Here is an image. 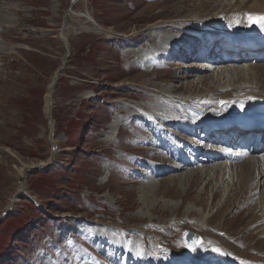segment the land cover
Returning a JSON list of instances; mask_svg holds the SVG:
<instances>
[{"label": "rangeland", "instance_id": "obj_1", "mask_svg": "<svg viewBox=\"0 0 264 264\" xmlns=\"http://www.w3.org/2000/svg\"><path fill=\"white\" fill-rule=\"evenodd\" d=\"M220 1L225 0H79L74 4L73 0H0V14L15 18L12 26L1 24L3 39L19 47L11 54L0 53V210L8 206L19 188L22 165L51 157L56 164L27 174L23 193L30 197L19 196L15 208L0 220V264L117 261L113 257L121 252L113 247L123 251L146 232H162L164 224L175 220V204L180 206L179 216L183 218L191 208L196 210L192 220L210 210V226L225 219L221 236L231 242L244 239L243 250L247 239L255 248L264 246V236L246 233L242 237V231L256 222L261 204L260 199L249 197L237 201L240 188L230 189L231 180L238 177L229 178L231 185L225 183L217 194L202 172L195 173L186 184L170 180L169 174L154 179L150 167L165 161L166 152L156 141L162 131L156 129L154 133L148 119L125 117L136 112L126 104L128 100L153 108L150 110L171 111L167 104L179 109L170 96H158L154 86L181 94L211 92L206 89L217 82L208 80L205 87L198 81L194 86L193 80L178 79L189 67L205 65L198 59L181 56L176 62L174 57L160 55L156 61L143 63L136 58L140 49L146 47L155 53L154 47L161 44L159 36L150 34L148 45L144 34V28L153 21L214 13ZM65 22L71 25V50L54 92L52 136L46 99L66 54V44L60 38ZM96 24L118 34L96 32ZM121 33L130 35L129 39ZM135 33L138 36H131ZM186 56L191 57V53L187 51ZM117 120L124 124L112 134L110 125ZM173 131L188 137V132L177 126ZM51 136L57 144L54 156ZM257 138L262 142L258 154L263 155L264 135L257 133ZM173 139V133H169L168 140ZM161 182L169 186L161 188ZM157 187L159 193H154ZM229 192L232 198L226 203ZM260 192L259 187L257 196ZM188 224L176 226L180 242L175 245L179 249L186 248L182 231L195 232ZM98 231L108 236L104 244L98 240ZM231 254L229 257H234Z\"/></svg>", "mask_w": 264, "mask_h": 264}, {"label": "bare ground", "instance_id": "obj_2", "mask_svg": "<svg viewBox=\"0 0 264 264\" xmlns=\"http://www.w3.org/2000/svg\"><path fill=\"white\" fill-rule=\"evenodd\" d=\"M78 1L73 0V4ZM213 11L214 13L208 14L193 13L185 18L153 21L149 24L150 27L144 28L146 31L144 34L149 40L148 45L153 36H159L161 44L154 47L155 53L146 47L145 50L140 49L139 56L136 58L143 63L156 61L160 55L174 57L176 62L181 56L187 59H198L205 65L189 67L178 79L181 82L190 81L189 83L193 80L194 86L199 82L205 84V87L209 84L208 80L214 84L217 82L212 89H206L211 92L196 90V93L181 94L174 93L171 88L162 90L152 86L158 91V96H170L175 103L179 104V109L176 110L172 104H167L166 106L170 107L171 111L166 108L162 109L163 112L150 110L153 108L139 103L132 104L128 100L126 104L132 107L133 112H136H130L125 117L133 115L139 116L140 120L141 118L148 119V124H151L154 133L156 129L162 131L161 137L156 135V141L166 155L165 161L162 160L163 165L150 167L154 179L163 178L169 174L167 177H171L170 180L177 179L183 184L195 173L202 172L206 182L216 188L215 194H217L216 192L229 182V178L234 175L238 177V179L231 180L233 186L230 189L231 192L233 187L235 190L240 188L241 196L237 197V201H243L249 197L251 200L260 199L261 204L256 211V222L242 231V237L246 233H255L257 237H261L264 236V180L262 181L264 154H258L262 142L257 138V133L264 134V20L260 19L264 17V0L220 1L217 6L215 4ZM0 19L4 20L0 21V53L11 54L19 47L3 39L1 24L7 23L4 26H12L15 18L8 13H1ZM70 26L68 23L62 26L60 38L63 43L65 39L69 43ZM93 29L96 32H105L110 35L117 33L97 24ZM138 34L131 36H138ZM150 34H152L151 37H149ZM123 36L127 39L130 37L127 34ZM199 41L201 44L197 50ZM187 51L191 53V57L186 56ZM65 55L63 60L67 62L69 56L65 59ZM58 72L59 69L51 81L47 94L48 116L50 110L53 113L54 109V92L61 75L59 74L56 80ZM128 84L135 85V82ZM149 90L150 93L154 92V90ZM123 124L122 120L111 124V133L117 134ZM175 126L188 132V137L175 134L173 131ZM169 133L174 135L172 142L168 140ZM179 137L183 140V144ZM209 141L212 145L207 144ZM168 155H172V158ZM50 161L52 157L45 162L21 166L19 188L8 206L0 210V213L5 212L4 218L15 208L19 196L30 197L27 192L23 193L27 174L29 176L33 171L56 166L55 161L49 164ZM160 185L161 188H167L169 183L161 182ZM205 186L207 188L209 185L205 184ZM259 187L261 192L260 196H257ZM158 188L160 187H157L154 193H159ZM21 189L23 191L19 192ZM230 192L225 198L226 203L232 198ZM157 202H152L150 206ZM166 206L164 207L167 208ZM9 207L10 210L6 211ZM179 210L178 204L172 207L175 220L172 218L169 223L164 224L165 228L162 232L158 230L151 233L146 232L141 240L130 241L126 250L123 251L113 247L121 252L117 257H113L117 261L111 262V259L107 258L101 264H264V246L255 248L247 239V247L243 250L244 239L231 242L221 236L225 219L215 226H210V210L206 209L207 214L204 213L198 220L190 219L195 216L196 210L188 209V215L185 218L179 216ZM185 222H189L190 228L200 236L195 251H189L183 247L179 249L175 245L180 242L176 226L178 223ZM98 232H100L98 240L106 242L108 236H103L102 231ZM115 237L119 239L117 233ZM167 237L171 238L167 240ZM159 244H163L164 247L160 248ZM82 249L93 254V250L91 252L87 246L85 248L82 245ZM231 253H234L232 258L229 257ZM82 258L84 257L81 256Z\"/></svg>", "mask_w": 264, "mask_h": 264}, {"label": "water", "instance_id": "obj_3", "mask_svg": "<svg viewBox=\"0 0 264 264\" xmlns=\"http://www.w3.org/2000/svg\"><path fill=\"white\" fill-rule=\"evenodd\" d=\"M65 43H66V55H65V59H66L68 56H70V50H71V48H70L69 43H67L66 39H65ZM65 65H66V60H63L62 65H61V67L59 69V72L56 75V80H58L57 77H58L59 74H61V71L64 69ZM51 112L52 111L50 110L48 119H49V122H50L51 132H52V136H53V133H54V124L55 123H54V120H53V117H52V113ZM52 136H51V141H52L53 156H54L56 154L57 145H56V143L53 142ZM52 161H50L49 164ZM21 191H23V189H21L19 192H21ZM1 218H2V215L0 216V219ZM182 238H183V241H184L185 245L187 246V248L189 250L196 249V247H197V241L199 239V236L197 234H195L193 231H190V230H183V232H182Z\"/></svg>", "mask_w": 264, "mask_h": 264}, {"label": "snow or ice", "instance_id": "obj_4", "mask_svg": "<svg viewBox=\"0 0 264 264\" xmlns=\"http://www.w3.org/2000/svg\"><path fill=\"white\" fill-rule=\"evenodd\" d=\"M260 19H261V20H264V17H261ZM254 22H256V21H254ZM218 251H219V250H218Z\"/></svg>", "mask_w": 264, "mask_h": 264}]
</instances>
